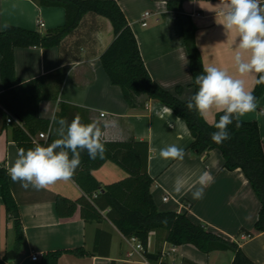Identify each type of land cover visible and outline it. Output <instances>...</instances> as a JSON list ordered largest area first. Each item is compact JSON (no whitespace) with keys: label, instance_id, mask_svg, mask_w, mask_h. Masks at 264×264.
<instances>
[{"label":"crops","instance_id":"crops-1","mask_svg":"<svg viewBox=\"0 0 264 264\" xmlns=\"http://www.w3.org/2000/svg\"><path fill=\"white\" fill-rule=\"evenodd\" d=\"M117 1L138 39L152 77L173 92L177 85H182L181 98L191 96L194 87L190 85L193 78L190 58L180 21L174 11L168 10L167 0ZM260 2L264 4V0ZM183 6L196 24V40L203 66L213 65L241 78L234 62L238 34L225 31L220 0H183ZM65 20L66 12L62 6H43L36 0H0V30L7 24H16L45 32L64 24ZM40 21L44 24L41 25ZM144 21L147 22L145 25ZM113 38L111 21L95 11H88L79 25L58 45L15 48L16 73L21 78L30 79L58 68L66 70L58 98L45 99L40 103L41 115L52 120L50 135L58 138L54 117L67 120L64 113L58 115L60 102L65 101L78 107L76 111L90 122L100 124L103 140H147L150 147L148 170L155 178L151 192L157 207L160 210L187 211L195 221L203 222L209 229L237 241L251 259L264 264V231L255 229L261 203L243 170L224 167L218 149L202 154L192 150L189 145L194 136L186 121L173 110L171 114L165 112V108L170 107L161 101L143 94L138 96L136 105L129 104L121 87L110 80L100 58ZM242 78L246 81V89L252 91L256 85L255 74ZM256 103L255 111L239 119L257 121L264 143V92ZM2 110L5 109L0 105V164L5 162L9 169L19 148L13 138V124L5 120ZM6 113L8 117L11 112ZM216 115L211 113L207 121L214 123ZM105 124L108 125L106 128ZM172 144L184 149L183 160L160 157V149ZM205 171L211 180L204 187L203 198L193 199L195 188L192 185ZM92 172L102 185L128 174L111 160ZM178 177L185 182L180 194L174 191ZM11 185L20 207L25 240L19 250L14 249V226L8 217L0 186V259L6 258V264H41L46 251L79 246L92 251L96 245V251L89 255L64 252L58 264H184L185 259L197 264H230L234 256L231 250L206 253L191 243L173 244L166 239L165 231L152 230L147 250L158 253L159 259L147 263L143 253L133 250L134 236L124 235L106 215L101 220L85 219L78 207L72 216H59L56 209L58 195L72 199L86 195L74 177L42 190L24 189L12 181ZM196 187L200 185L196 184ZM10 250L16 251L11 262L7 257ZM131 251L133 253L129 254Z\"/></svg>","mask_w":264,"mask_h":264},{"label":"trees","instance_id":"trees-1","mask_svg":"<svg viewBox=\"0 0 264 264\" xmlns=\"http://www.w3.org/2000/svg\"><path fill=\"white\" fill-rule=\"evenodd\" d=\"M43 6H62L65 8L64 24L43 32L16 24H7L0 30V76L2 89L0 105L5 110L2 114L7 119V111L15 116L13 138L18 148L26 150L35 143L47 145L55 140L53 135L47 138L33 140L40 131H49L52 120L40 113V103L45 99H57L61 85L66 76L64 68L54 72L40 74L30 79L17 75L14 50L18 46L52 47L73 31L88 11H95L106 16L112 23L114 38L101 54L104 70L114 84H118L125 99L130 105L137 103L140 95H147L161 101L163 104L183 118L194 139L189 147L198 154L218 149L223 158V165L228 169L241 168L248 178L261 208L255 222V229L264 231V143L260 128L255 120H240V127L229 126L230 139L221 144L211 140V133L216 129L220 113H217L214 123L201 118L195 111H188L186 103L196 93L198 86L194 83L196 75L203 71V63L196 40V24L191 15L185 12L183 0H167L168 10L174 11L180 21L181 31L186 44L190 68L192 72L191 86L193 93L188 98H181L182 85H177L173 92L163 87L150 74L141 53L138 39L117 0H36ZM256 101L264 92V85H255L251 91ZM60 112L64 113L68 122L75 116H80L83 123H90L78 107L65 101L60 102ZM106 151L102 158L89 159L87 152L81 153V164L73 176L76 182L86 191V195L77 199L58 195L56 209L60 217L72 216L78 207L85 219L101 220L106 215L121 232L129 237H137L144 246V255L151 262H157L158 253L147 250L149 233L152 230L165 231L166 239L173 244L191 243L203 252L213 250H231L234 256L230 264H260L251 259L237 241L209 229L203 222L195 221L187 211L160 210L153 198L151 186L155 178L149 173L148 163L150 147L147 140H103ZM111 160L120 165L128 173L124 178L104 185L95 177L93 169ZM0 186L2 198L8 217L12 219L15 231L14 249L19 250L25 240V232L19 204L13 194L8 167L5 162L0 164ZM105 212V213H104ZM99 235V230L96 235ZM84 246L71 249H56L44 252L41 264H58L64 252L80 256L93 254ZM0 264H6V258L0 259ZM169 264V263H161ZM184 264H197L185 259Z\"/></svg>","mask_w":264,"mask_h":264},{"label":"clouds","instance_id":"clouds-1","mask_svg":"<svg viewBox=\"0 0 264 264\" xmlns=\"http://www.w3.org/2000/svg\"><path fill=\"white\" fill-rule=\"evenodd\" d=\"M220 3L225 31L238 34L234 62L241 78L213 65L203 66L202 73L194 78L198 90L186 103L188 111H195L205 121L211 113H220L213 125L216 130L211 133V140L217 144L231 138L229 126L234 121L240 127L239 117L257 108L256 97L246 89L242 77L255 74V83L264 85V4L260 0H220ZM165 112L171 114L172 109L165 108ZM53 122L58 125L55 129L58 138L46 146L35 143L27 150L20 147L8 169L11 181L24 189L42 190L58 181H70L81 164L82 152L95 160L102 158L106 151L102 142L104 133L98 122L83 123L78 115L71 122L63 117H54ZM159 155L164 160H183L185 151L172 144L160 149ZM210 180L206 171L199 175L192 185L193 199L203 198L204 187ZM184 185L178 177L174 191L180 194Z\"/></svg>","mask_w":264,"mask_h":264},{"label":"built area","instance_id":"built-area-1","mask_svg":"<svg viewBox=\"0 0 264 264\" xmlns=\"http://www.w3.org/2000/svg\"><path fill=\"white\" fill-rule=\"evenodd\" d=\"M146 14H149V11H146ZM147 22H143V24L145 25ZM40 24L43 25L44 23L42 21H40ZM15 116L11 113H9L8 117H7V121L10 122L12 120H15ZM48 131H40L37 135L33 136V140L35 142H37L39 139H44V138H47L48 136ZM168 196L165 197V199H167ZM132 239H135L136 240V243L133 247V250L135 251H138V252H141L144 254V246L142 244V242L137 238V237H133ZM133 251H131L129 254H132ZM146 262L149 263L150 261L148 260V258L146 257Z\"/></svg>","mask_w":264,"mask_h":264},{"label":"water","instance_id":"water-1","mask_svg":"<svg viewBox=\"0 0 264 264\" xmlns=\"http://www.w3.org/2000/svg\"><path fill=\"white\" fill-rule=\"evenodd\" d=\"M194 135V134H193ZM8 260L11 262L16 257V251L10 250L7 254Z\"/></svg>","mask_w":264,"mask_h":264}]
</instances>
